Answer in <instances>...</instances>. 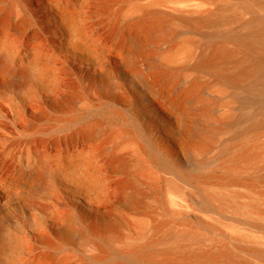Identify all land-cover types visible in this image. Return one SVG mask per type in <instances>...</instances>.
<instances>
[{
    "label": "rangeland",
    "instance_id": "rangeland-1",
    "mask_svg": "<svg viewBox=\"0 0 264 264\" xmlns=\"http://www.w3.org/2000/svg\"><path fill=\"white\" fill-rule=\"evenodd\" d=\"M150 7L170 13L194 10L174 0H0V59L12 73L22 69L27 81L0 86V179L20 177V182H27L43 166L56 163H70L81 176L79 180L52 178L53 172L46 168V173H40L46 181L42 189L33 186L8 196L0 204L5 213L0 248L10 234L21 242L34 239L38 233L32 226L54 224L50 216L54 210L60 222L68 218L80 225L85 239L64 245L51 234L52 245L38 240L28 256L36 264H48L49 255L67 257L69 264H115L110 254H102L98 236L100 225L106 228L110 223L114 226L107 230L106 249L128 242L141 244L157 236L184 235L191 240L178 238V244L189 252L224 247L246 257L247 264L261 263L241 249L264 248V180L248 182L250 176L264 174V134L259 157L253 165L243 166L244 182L230 187L236 203L247 206L217 211L208 209L195 187L168 171H156L158 161L149 162L147 146L140 143L142 152L130 137H113L114 128L126 127L139 138V124L132 121L135 66L125 68L128 57L117 38ZM73 31L77 44L69 41ZM165 47L152 51L146 45L145 55ZM138 67L144 74L152 71L144 58ZM109 84L129 102L127 106L108 99ZM110 109L119 111L120 118L102 119ZM95 122H100L101 130L85 135ZM12 134L15 138L7 144ZM155 135L161 138L162 131ZM136 155L143 156L145 163L129 173L114 169L113 161L130 162ZM129 178L139 184L140 200L126 204L122 188ZM207 188L220 189L217 182ZM172 241L155 248L165 255Z\"/></svg>",
    "mask_w": 264,
    "mask_h": 264
},
{
    "label": "bare ground",
    "instance_id": "bare-ground-1",
    "mask_svg": "<svg viewBox=\"0 0 264 264\" xmlns=\"http://www.w3.org/2000/svg\"><path fill=\"white\" fill-rule=\"evenodd\" d=\"M174 1L193 6L194 10L170 13L147 8L132 19L133 23L117 38V44L128 57L125 68L135 66L132 121L139 124L137 136L140 139L126 127L114 128L113 137H130L142 152V145L147 146L151 151L149 162L158 161L156 171H168L195 187L208 209L234 210L238 206L245 209L247 205L236 203L230 187L244 182L243 166L253 165L259 157L260 138L264 134V0ZM23 23L24 20L19 21V25ZM182 35L184 39L176 40ZM69 36L71 43H78L74 31L69 32ZM166 44L165 50L145 55L146 45L157 51ZM142 58L152 68L150 73L144 74L138 67ZM10 72L0 59V86L27 82L22 69L11 72L13 76ZM106 94L109 100L122 106L129 104L117 95L114 85H107ZM111 116L120 118V112L110 109L102 119L108 122ZM100 130V122H95L84 134L92 136ZM156 131H162L161 138L156 137ZM14 138L13 134L8 137L7 144ZM141 162L145 163L143 156L136 155L130 162L118 158L112 165L129 173ZM46 168L53 172L52 178H81L75 166L56 163L51 167L43 166L27 182H20V177L0 179V204L15 192L22 194L25 188L42 189L46 181L40 173H46ZM260 179L264 180V174L252 175L248 182L253 184ZM213 182H217L220 189H208ZM79 183L87 185L83 180ZM138 189L135 179H127L122 188L126 204L140 200ZM49 205L45 207L50 208ZM4 214L0 207V232L4 230ZM50 216L54 224L32 226L38 233L34 239L24 238L21 242L8 233L5 247L0 248V264H36L28 257L35 248L34 243L39 240L52 245L48 237L51 234L64 245L85 239L83 228L74 220L67 218L60 222L54 210H50ZM110 226L100 225L98 236L103 244L102 254H110L115 264H220L225 260L231 264L248 263L246 257H238L224 247L189 252L178 244V238H183V242L191 240L184 235L157 236L141 244L128 242L117 249H106L105 238ZM170 239L173 241L168 253L160 254L155 245ZM241 251L264 262V248L243 247ZM48 261V264H69L67 257L49 255Z\"/></svg>",
    "mask_w": 264,
    "mask_h": 264
}]
</instances>
